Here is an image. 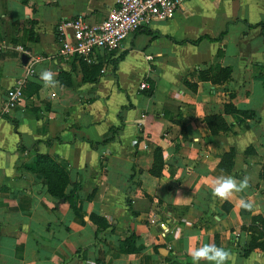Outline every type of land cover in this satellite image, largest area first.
Instances as JSON below:
<instances>
[{
    "label": "crops",
    "instance_id": "obj_1",
    "mask_svg": "<svg viewBox=\"0 0 264 264\" xmlns=\"http://www.w3.org/2000/svg\"><path fill=\"white\" fill-rule=\"evenodd\" d=\"M114 4L0 0V264H192L188 250L204 243L229 249L234 264H264V249L242 253L252 216H264V30L253 25L264 0H186L92 62L59 52L57 21L97 23ZM209 67V77L229 74L200 79ZM45 69L55 88L40 80ZM15 81L23 97L2 112ZM227 102L252 114L223 113ZM213 113L227 129L209 132L203 116ZM37 153L64 164L74 210L47 192ZM229 174L249 187L221 200L208 185Z\"/></svg>",
    "mask_w": 264,
    "mask_h": 264
},
{
    "label": "built area",
    "instance_id": "obj_2",
    "mask_svg": "<svg viewBox=\"0 0 264 264\" xmlns=\"http://www.w3.org/2000/svg\"><path fill=\"white\" fill-rule=\"evenodd\" d=\"M186 0H115L105 17L97 23L87 22L82 15L64 18L57 21L56 33L60 36L59 52L74 55L92 62L96 50L113 51L121 47L124 37L141 25L151 21L166 20L173 16ZM8 47L0 39V50ZM18 52L25 53L24 48L13 45ZM150 56H147L149 59ZM26 72L31 74L32 69ZM138 89L148 87L147 80L142 78ZM23 97V86L15 81L4 92L1 111L6 112L14 107ZM163 235V232H161Z\"/></svg>",
    "mask_w": 264,
    "mask_h": 264
},
{
    "label": "trees",
    "instance_id": "obj_3",
    "mask_svg": "<svg viewBox=\"0 0 264 264\" xmlns=\"http://www.w3.org/2000/svg\"><path fill=\"white\" fill-rule=\"evenodd\" d=\"M254 26H258L260 32L262 33L264 30V20L259 21ZM251 25V26H253ZM224 31L219 33V36ZM207 39H211L207 37ZM220 52L217 49V54ZM97 68V66H94ZM208 71H210V67L207 68V76L205 75L204 70H198V75L200 79H211V81H218L220 79H224L229 74V68L227 67H217L216 73L213 77L208 76ZM223 113H229L237 115L238 117L250 116L252 111L250 110H241L234 107L231 103H223L222 104ZM1 115H5V113H0ZM203 121L205 122L209 132L211 134H215L218 131H222L228 128V124L223 119V116L218 113L207 114L203 116ZM13 124L15 123L12 120ZM113 131V129H110ZM111 136L104 137L100 142H105L110 139ZM232 151V150H231ZM231 151L228 153H224V157H228L231 155ZM56 155H49L44 153H37L34 157V169L36 172H39L45 179L46 190L47 192L56 198L57 200H67L70 204L71 208L74 210V200H75V190L77 189V185L72 183L70 188L64 192V188L68 183L67 171L64 168V164H61L60 161H56ZM89 219L95 221L98 225H105L103 220L94 215H90ZM259 225V226H258ZM247 230H249V238L247 241L243 243L242 253L246 254L254 247H259L264 249V216L261 215H253L251 218V224L248 225ZM262 237V239H260Z\"/></svg>",
    "mask_w": 264,
    "mask_h": 264
},
{
    "label": "clouds",
    "instance_id": "obj_4",
    "mask_svg": "<svg viewBox=\"0 0 264 264\" xmlns=\"http://www.w3.org/2000/svg\"><path fill=\"white\" fill-rule=\"evenodd\" d=\"M40 80L45 87L55 88L59 81L55 79V73L45 69L39 73ZM249 177L237 179L233 175H220L213 178L209 187L212 195L221 200H231L236 193L244 192L249 187ZM254 201L241 197L238 200V206L244 210H251ZM192 264H200L201 261L206 264H234L232 252L223 246H217L215 243H204L194 246L188 250Z\"/></svg>",
    "mask_w": 264,
    "mask_h": 264
},
{
    "label": "water",
    "instance_id": "obj_5",
    "mask_svg": "<svg viewBox=\"0 0 264 264\" xmlns=\"http://www.w3.org/2000/svg\"><path fill=\"white\" fill-rule=\"evenodd\" d=\"M19 58H20V61L22 63H24L26 61V59H27V55L25 53H21Z\"/></svg>",
    "mask_w": 264,
    "mask_h": 264
}]
</instances>
